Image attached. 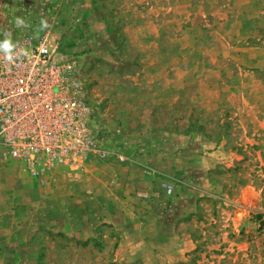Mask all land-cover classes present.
<instances>
[{
	"label": "rangeland",
	"instance_id": "rangeland-1",
	"mask_svg": "<svg viewBox=\"0 0 264 264\" xmlns=\"http://www.w3.org/2000/svg\"><path fill=\"white\" fill-rule=\"evenodd\" d=\"M6 39L49 42L74 61L102 148L116 140L150 164L181 151L185 201L163 191L176 203L161 206L194 245L159 259L264 264V0H0ZM2 164L21 179L19 162ZM29 184H0V264H145L115 260L109 225L88 239L51 229L46 192Z\"/></svg>",
	"mask_w": 264,
	"mask_h": 264
},
{
	"label": "crops",
	"instance_id": "crops-1",
	"mask_svg": "<svg viewBox=\"0 0 264 264\" xmlns=\"http://www.w3.org/2000/svg\"><path fill=\"white\" fill-rule=\"evenodd\" d=\"M106 142L108 150L123 152L122 148L114 146L116 140ZM100 144L106 146V143ZM0 148V158L20 163L17 173L21 176V179L18 178L8 164H2L0 184L6 188L34 183L36 189L44 190L46 201H49L44 210V218L56 232L78 239L101 238L102 235L108 236L104 226L109 225L116 236L113 248L117 256L115 260L120 263H130L134 260L133 254H136L145 264H165V257H162L164 260L158 257L159 252L176 251L178 254L194 245L192 233L182 230L180 226L175 227V217L168 218L170 227H166L164 222L169 210L165 209L167 206H161L168 201L163 200L164 194H174V198L185 201L182 195L176 196L179 186L176 174L183 170L176 162V154L180 155L181 151L152 157L153 164L147 162L149 158H141L139 161L125 152L128 158L123 161L118 160L116 154H110L106 158L91 155L85 172L71 175L69 169L59 167L46 183L41 184L29 174L24 162L6 157L3 146L0 145ZM206 153L211 155L213 152ZM188 154L198 156L193 152ZM160 157L163 159L156 163ZM210 168L211 166L207 167ZM26 174L33 180L28 179L27 183ZM168 186L171 187L170 192ZM185 186L197 190L196 185L189 183ZM141 194H145V197H141ZM167 203L175 206L176 199ZM237 230L240 231L238 228ZM108 246L109 244L106 247ZM96 250L100 252L99 249Z\"/></svg>",
	"mask_w": 264,
	"mask_h": 264
},
{
	"label": "built area",
	"instance_id": "built-area-1",
	"mask_svg": "<svg viewBox=\"0 0 264 264\" xmlns=\"http://www.w3.org/2000/svg\"><path fill=\"white\" fill-rule=\"evenodd\" d=\"M73 65L66 52L45 41L0 52V145L41 183L59 167L71 175L85 172L91 155L126 159L92 135L91 108Z\"/></svg>",
	"mask_w": 264,
	"mask_h": 264
},
{
	"label": "clouds",
	"instance_id": "clouds-1",
	"mask_svg": "<svg viewBox=\"0 0 264 264\" xmlns=\"http://www.w3.org/2000/svg\"><path fill=\"white\" fill-rule=\"evenodd\" d=\"M18 23H23V21H18ZM11 46L12 45L10 44V40L9 39H6V40H3L2 42H0V47H2L4 49H7V48H9Z\"/></svg>",
	"mask_w": 264,
	"mask_h": 264
}]
</instances>
